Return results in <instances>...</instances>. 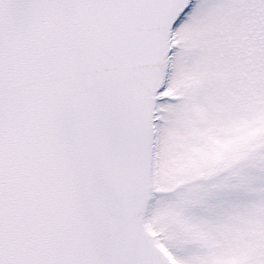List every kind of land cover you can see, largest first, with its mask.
<instances>
[{"label":"snow or ice","instance_id":"obj_1","mask_svg":"<svg viewBox=\"0 0 264 264\" xmlns=\"http://www.w3.org/2000/svg\"><path fill=\"white\" fill-rule=\"evenodd\" d=\"M0 264H264V0H0Z\"/></svg>","mask_w":264,"mask_h":264}]
</instances>
